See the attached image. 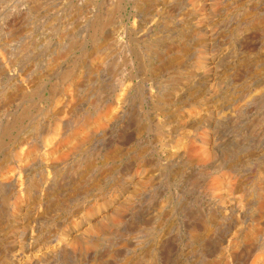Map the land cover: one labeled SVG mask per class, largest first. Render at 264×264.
<instances>
[{
    "label": "rangeland",
    "instance_id": "obj_1",
    "mask_svg": "<svg viewBox=\"0 0 264 264\" xmlns=\"http://www.w3.org/2000/svg\"><path fill=\"white\" fill-rule=\"evenodd\" d=\"M99 1L0 0V264H264V0Z\"/></svg>",
    "mask_w": 264,
    "mask_h": 264
},
{
    "label": "bare ground",
    "instance_id": "obj_2",
    "mask_svg": "<svg viewBox=\"0 0 264 264\" xmlns=\"http://www.w3.org/2000/svg\"><path fill=\"white\" fill-rule=\"evenodd\" d=\"M91 1L92 0H82V2H81V4H80V6H82V8H83V10H84V12H88L89 11V9H90V7H91V9H92V7H97L98 6V4L96 5V3H94V4H91ZM147 1H149V0H100L99 2H101L102 3V5L103 6H105V4H107V5H109V7H108V10H106V12L108 11H110V12H113L114 10H113V8H112V5H113V3H116L117 5L119 4V5H122L121 7V9H122V11H127V6L129 5L130 6V8H131V11L129 12V15H130V17H131V15H133V13L134 12H136V11H138L139 9H141L142 7H143V5L147 2ZM163 1H169V0H163ZM30 2V1H29ZM32 2H33V0H32ZM35 2V1H34ZM96 2V1H95ZM155 2V1H154ZM98 3V2H97ZM101 3H100V5H99V8H101ZM149 4V3H148ZM36 5V4H35ZM79 6V7H80ZM111 6V7H110ZM148 6V5H147ZM15 7V6H14ZM156 7H158V6H156ZM162 7H164V6H162ZM107 8V7H106ZM167 7H165V9H166ZM30 9H34V5L32 4V3H30ZM159 9H161V8H159ZM103 10V9H102ZM101 10V11H102ZM168 10V9H167ZM34 11V10H33ZM97 11V10H96ZM99 11V10H98ZM157 11H158V9H157ZM83 12V11H82ZM93 12H95L94 10H93ZM107 12V13H108ZM89 13V12H88ZM142 13H143V11H142ZM166 13H167V11H166ZM83 14V13H82ZM104 14H105V16H103L104 17V19L105 20H103V19H101V20H103V21H101V23L97 26V28H130V27H132V26H129L128 27V25L127 24H124V18H126L125 16H126V14H120L121 16H122V18L120 19V21H115V20H113L110 16H108V17H106V13H105V8H104ZM110 14V13H109ZM135 14H139V13H134V15ZM148 14V13H147ZM168 14V13H167ZM91 15V14H90ZM89 15V16H90ZM117 15V14H116ZM143 15V14H142ZM151 15V14H150ZM98 16V15H97ZM111 16H112V14H111ZM168 16H169V14H168ZM91 17V16H90ZM92 17H93V15H92ZM113 17H115V16H113ZM134 18H135V16H133ZM132 17V18H133ZM159 17V16H158ZM83 18V17H82ZM81 18V19H82ZM87 18H89V17H87ZM87 18H85V19H87ZM148 18H149V16H148ZM160 18H163V17H160ZM84 18H83V20H85ZM107 19V20H106ZM174 19V18H173ZM185 19V18H184ZM93 20V19H92ZM153 20V19H152ZM115 21V22H114ZM137 22V21H136ZM147 22V21H146ZM162 22V21H161ZM84 23V22H83ZM131 23V22H130ZM153 23V22H152ZM88 24H89V22H88ZM180 24V23H179ZM84 25V24H83ZM94 25V24H93ZM162 25V24H161ZM176 25V24H175ZM12 26V25H11ZM10 26V27H11ZM86 26H88V25H86ZM150 26V25H149ZM160 26V25H159ZM168 26V25H167ZM84 27V26H83ZM151 27V26H150ZM187 27V26H186ZM12 28V27H11ZM89 28H90V26H89ZM136 28V27H135ZM154 28H155V26H154ZM183 28V27H182ZM13 29V28H12ZM9 31V30H8ZM13 31V30H12ZM117 32V31H116ZM116 34V33H115ZM114 34V35H115ZM17 37L16 36V34L14 33V32H9V36L8 37ZM14 37V38H15ZM115 37H116V35H115ZM101 39V38H100ZM94 42V41H93ZM98 42H99V40L97 39V40H95V44H96V49L97 48H101V45H100V47L97 45L98 44ZM105 43V42H104ZM181 44V43H180ZM183 44V43H182ZM109 45V44H108ZM179 45V44H178ZM13 46V45H12ZM33 46V45H32ZM177 46V45H176ZM10 47H11V45H10ZM105 47V46H104ZM175 48V47H174ZM172 49V48H171ZM180 49V48H179ZM8 49H6L5 51H7ZM10 50V49H9ZM32 50V49H31ZM60 50V49H59ZM101 49H99V51H100ZM15 51V50H14ZM69 51V50H68ZM67 51V52H68ZM10 52V51H9ZM12 52V51H11ZM11 52H10V54H11ZM55 52H57V51H55ZM59 52V51H58ZM104 52V51H103ZM7 53V52H6ZM66 52H64L63 53V55L65 54ZM92 53V52H91ZM107 53H109V52H107ZM171 53V52H170ZM13 54H15V53H12V55ZM57 54V53H56ZM60 54V53H59ZM95 54V53H94ZM99 54H101V53H99ZM98 54V55H99ZM102 54H104V53H102ZM4 55V54H3ZM17 55V54H16ZM15 55V56H16ZM62 55V56H63ZM91 54H89V56H90ZM9 56V55H8ZM7 56V57H8ZM30 56V55H29ZM86 56V55H85ZM92 56V55H91ZM90 56V57H91ZM99 56H101V55H99ZM105 56H106V54H105ZM6 57V58H7ZM31 57V56H30ZM65 57H67V56H65ZM0 58H1V54H0ZM14 58V57H13ZM54 58V57H53ZM58 58H60V57H58ZM62 58V57H61ZM87 58V57H86ZM4 59V58H3ZM65 59V58H64ZM6 60V59H5ZM4 60V61H5ZM12 60V59H11ZM10 60V61H11ZM15 60V59H14ZM19 60V59H18ZM58 59H57V57H56V61H57ZM174 60V59H173ZM176 60V59H175ZM13 61V60H12ZM3 62V61H2ZM16 62H17V60H16ZM6 64V63H5ZM9 64V63H8ZM15 64V63H14ZM20 64V63H19ZM3 66V65H2ZM18 66V65H17ZM84 66V65H83ZM4 67V66H3ZM32 67V66H31ZM8 68H10V66L8 67ZM7 68V69H8ZM81 68V67H80ZM2 70H5V69H2L1 67H0V72H2ZM81 70V69H80ZM22 71H18V69H13L11 72H10V74H9V76H12L13 78H15L16 79V81H17V79H20V73H21ZM25 72V71H24ZM28 72V71H27ZM23 73V72H22ZM26 73V72H25ZM73 73V72H72ZM29 74V73H28ZM75 75H71V74H65L64 76H63V81H69V80H71V81H75L76 79H75ZM2 79V78H1ZM81 79V78H80ZM22 82V81H21ZM27 82V81H26ZM70 82V81H69ZM14 83V82H13ZM16 83V82H15ZM63 84V83H62ZM69 84V83H68ZM79 84V83H78ZM12 85H14V84H12ZM24 86H25V84H23ZM22 85V86H23ZM2 86V85H1ZM21 86V87H22ZM78 86V85H77ZM9 88H10V86H9ZM12 88V87H11ZM16 88H17V90H15V92L13 93V94H9V93H6L5 95H4V99H5V101L6 102H4L5 104L7 103V102H12V101H14V100H16V98H17V96H18V92L20 91V86H18L17 87V85H16ZM57 88V87H56ZM77 88H79V87H77ZM75 89V91H76V88H74ZM11 91V90H10ZM49 91H51V90H49ZM54 91H56V90H54ZM74 91V92H75ZM53 92V91H52ZM21 93V92H20ZM56 93V92H55ZM72 93V92H71ZM51 94H49V96H50ZM58 95V94H57ZM55 97V96H54ZM76 98V97H75ZM54 99V98H53ZM48 100V99H47ZM51 101V100H50ZM93 101V100H92ZM71 103V102H70ZM197 102H193L191 105L192 106H195V105H197L196 104ZM1 105V104H0ZM96 105V104H95ZM187 106V105H186ZM55 109H56V107H55ZM54 109V110H55ZM182 109V108H181ZM53 111V110H52ZM56 111V110H55ZM57 112H58V110H57ZM90 117V116H89ZM78 120V119H77ZM76 120V121H77ZM90 121H91V119H89V118H85V119H83L82 121H78L77 123H76V125H75V127L73 128V130L70 132V134H68L67 136H64L63 138H64V140H62L63 142H65V143H73L74 145H73V149L74 148H78L79 147V145L81 144V143H84V142H86L87 141V139L89 138V132H88V126L87 125H89L90 124ZM39 126V125H38ZM42 126V125H41ZM38 128V127H37ZM36 128V129H37ZM43 128V127H42ZM50 128V127H49ZM35 129V130H36ZM43 130V129H42ZM49 130V129H48ZM40 132V131H39ZM38 132V133H39ZM7 134H5V136H6ZM13 139V138H12ZM56 139H58V138H56ZM11 140V139H10ZM60 140V139H59ZM33 144V143H32ZM51 146V145H50ZM82 146V145H81ZM80 146V147H81ZM32 148V147H31ZM36 151V150H35ZM27 153V155L28 156H30L31 155V153H32V149L30 150L29 149V151H27L26 152ZM71 153V152H70ZM2 160V159H1ZM88 161V160H87ZM93 161V160H92ZM1 163V162H0ZM3 164V163H2ZM1 164V165H2ZM7 166V165H6ZM21 175V174H20ZM29 180V179H28ZM260 182V181H259ZM264 183V182H263ZM1 184V183H0ZM5 184V183H4ZM24 184V183H23ZM35 186V185H34ZM263 186V185H262ZM4 187V186H3ZM28 187H29V185H28ZM0 188H2L1 186H0ZM4 188H6V187H4ZM22 188H23V186H22ZM39 188V187H38ZM23 190V189H22ZM26 190H28V189H26ZM33 190V189H32ZM263 191V190H262ZM1 192V191H0ZM19 195V194H18ZM264 198V197H263ZM261 203V202H260ZM259 205V204H258ZM262 206V205H261ZM260 209H261V207H260ZM162 227V226H161ZM209 227V226H208ZM160 230V229H159ZM132 244V243H131ZM87 246V245H86ZM78 247V246H77ZM90 249V248H89ZM204 258V257H203ZM126 261V260H125ZM2 264V263H1ZM130 264V263H129Z\"/></svg>",
    "mask_w": 264,
    "mask_h": 264
}]
</instances>
